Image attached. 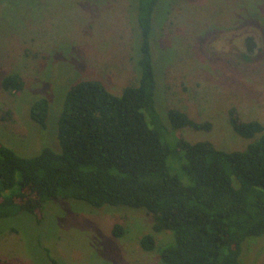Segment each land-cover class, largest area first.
<instances>
[{"label":"rangeland","instance_id":"obj_1","mask_svg":"<svg viewBox=\"0 0 264 264\" xmlns=\"http://www.w3.org/2000/svg\"><path fill=\"white\" fill-rule=\"evenodd\" d=\"M136 2L0 0L1 143L23 156L55 145L64 94L78 80L99 79L114 94L138 83ZM153 38L158 111L175 107L211 124L179 130L188 141L243 149L249 140L233 131L228 110L264 126V0L160 2ZM11 73L25 81L22 91L2 89ZM38 95L51 100L46 130L29 116ZM115 223L122 237L112 234ZM152 223L141 209L52 200L41 221L28 212L0 219V264H161L156 249L138 244ZM155 239L160 247L171 237ZM243 264H264V236L246 249Z\"/></svg>","mask_w":264,"mask_h":264},{"label":"trees","instance_id":"obj_2","mask_svg":"<svg viewBox=\"0 0 264 264\" xmlns=\"http://www.w3.org/2000/svg\"><path fill=\"white\" fill-rule=\"evenodd\" d=\"M165 1L136 2L137 84L114 94L99 79L78 80L64 94L55 145L23 156L0 142V219L28 212L41 221L52 200L125 206L151 215L153 232L138 244L156 249L161 264H243L246 249L264 236V126L230 108L233 131L249 142L226 150L179 133L208 130L209 122L175 107L158 111L152 42L155 11ZM1 87L16 93L25 81L11 73ZM38 96L29 116L46 130L51 100ZM164 232L171 240L157 247L155 233ZM112 234L125 229L115 223Z\"/></svg>","mask_w":264,"mask_h":264}]
</instances>
